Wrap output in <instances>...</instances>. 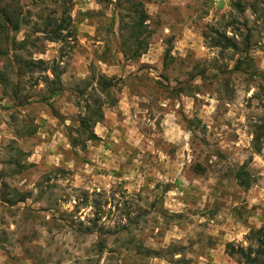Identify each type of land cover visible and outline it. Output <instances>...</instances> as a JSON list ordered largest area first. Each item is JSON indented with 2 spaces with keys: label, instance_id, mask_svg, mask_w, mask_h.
<instances>
[{
  "label": "rangeland",
  "instance_id": "obj_1",
  "mask_svg": "<svg viewBox=\"0 0 264 264\" xmlns=\"http://www.w3.org/2000/svg\"><path fill=\"white\" fill-rule=\"evenodd\" d=\"M259 231L264 0H0V264H248Z\"/></svg>",
  "mask_w": 264,
  "mask_h": 264
},
{
  "label": "trees",
  "instance_id": "obj_2",
  "mask_svg": "<svg viewBox=\"0 0 264 264\" xmlns=\"http://www.w3.org/2000/svg\"><path fill=\"white\" fill-rule=\"evenodd\" d=\"M7 19L8 20H10V16H8L7 17ZM138 25H139V23H137ZM19 29H20V22H18V25H16V27H15V30H17V31H19ZM58 40L60 41V40H62L61 39V37H58ZM228 42H230L229 40H228ZM233 47V46H232ZM140 55H135V56H133L134 58H138ZM18 64H19V62H18ZM36 65V63H31L30 64V66L31 67H34ZM39 65H44V62L42 61H40L39 62ZM13 67L14 68H17V65H16V61L15 62H13ZM20 69H19V67H18V71H19ZM56 77H57V79H60L59 78V75H58V73H56ZM110 82H111V80L109 81L108 79H106L105 77H104V80H103V82L99 85V88L101 89V90H103V91H106V92H109L110 91V89L112 88L111 87V85H110ZM100 111V110H99ZM101 112V111H100ZM93 114H98V112L97 111H94L93 112ZM101 114V113H100ZM99 117H100V115H99ZM100 119H102L101 117H100ZM93 121H91L90 119H82L81 120V127H82V130L84 131V133L86 132V133H88L89 132V128H90V122H94V119H92ZM95 123H96V121H95ZM93 137H95V135H91V137L90 138H93ZM75 146V145H74ZM245 175V174H244ZM239 178H241V180H243V181H241V184H246L247 186H250V182H247V181H244V179H243V177L240 175V177ZM257 234H259V235H261V236H264V231H259V232H257ZM243 257H245L246 258V261H247V263L248 264H261L260 262H261V259H263L264 258V254L263 253H258L257 255H255L254 257L252 256V254H246V253H243Z\"/></svg>",
  "mask_w": 264,
  "mask_h": 264
}]
</instances>
